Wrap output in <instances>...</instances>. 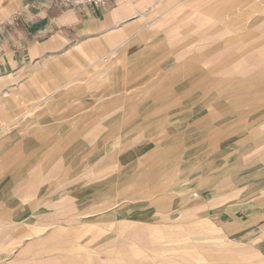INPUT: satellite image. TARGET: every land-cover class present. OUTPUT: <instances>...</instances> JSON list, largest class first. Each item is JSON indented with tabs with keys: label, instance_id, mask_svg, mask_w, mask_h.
Listing matches in <instances>:
<instances>
[{
	"label": "rangeland",
	"instance_id": "rangeland-1",
	"mask_svg": "<svg viewBox=\"0 0 264 264\" xmlns=\"http://www.w3.org/2000/svg\"><path fill=\"white\" fill-rule=\"evenodd\" d=\"M156 1L123 3L131 20L65 43L7 96L0 212L22 220L0 236L22 245L0 264H169L158 251L174 264H246L239 254L257 253L223 224L227 212L264 210V0L222 17L202 0ZM30 157L44 173L25 192L12 172Z\"/></svg>",
	"mask_w": 264,
	"mask_h": 264
},
{
	"label": "crops",
	"instance_id": "crops-1",
	"mask_svg": "<svg viewBox=\"0 0 264 264\" xmlns=\"http://www.w3.org/2000/svg\"><path fill=\"white\" fill-rule=\"evenodd\" d=\"M175 1L177 0H157L155 4L168 5ZM220 1H222L221 4L213 6L214 3ZM226 1L202 0L198 5L203 7L206 13L214 17H222L224 14L234 11L237 7L246 5L245 0ZM252 2L254 3V0ZM144 3L145 0H133L131 5L134 6L133 8H137ZM247 12L245 11V13ZM261 12L264 15V9ZM241 14L243 15V13ZM132 16L128 14L126 5L120 2H110L105 7L87 4L72 7L62 5L59 0H0V135L6 132L7 127L3 126V124L10 115L7 112V96L12 92L13 87L23 84V78L21 77L23 70L45 66L47 62L45 59L47 60L55 54L65 53L67 48L65 43L87 40L96 41L99 38L106 37L109 33L118 30L121 24L131 20ZM255 22L257 29L264 31V16ZM249 30V28L246 29V31ZM248 34L250 36L251 32ZM258 47L264 51V44H260ZM77 48L83 50L84 46L80 45ZM243 57L245 58L244 63L247 60L253 61L252 57L246 54ZM210 60L213 59H209L207 63H212ZM254 61L256 63L261 62L256 59ZM258 76L263 79L264 73H260ZM224 77H228L230 80L232 75L229 73L224 75ZM212 84H215V82ZM198 86L199 81L196 82L197 89ZM87 117L89 120H87ZM87 117L81 123V126L85 127H77L71 130L69 141H73L75 135H85L87 133L86 124L92 123L96 119L92 115ZM78 118L75 117L74 120ZM74 120L70 122L69 127L72 123H76ZM5 139L7 141V138ZM80 141L79 139L78 142ZM32 158L34 157L15 158L16 162L14 165L16 169L12 172L21 175V177L23 176L24 181L21 180V188L25 192L32 188L30 185L26 186V178L28 177L30 181L32 180L38 185L42 181L40 175L44 173L41 164L36 167L32 165L34 163ZM5 160L6 158L0 159V189H2L1 184L3 185L8 180L6 179V170L1 168L6 166L7 161ZM17 177L10 179L15 183L14 188H19L18 183L20 180ZM18 210L16 208L8 213L5 211L0 212V231L6 229L8 223L15 224L17 228V224L22 220L18 216L22 212ZM6 214L9 216H6ZM226 214H228V217L224 220L223 228L228 231L230 236L240 241V248L245 247L257 252L253 255L239 254L240 263L247 264V261L251 263V260H253L255 264H264V210L262 208L239 209ZM132 229H135V227H132ZM155 239L157 237L145 239L144 241L154 242L156 241ZM20 245H22V236H17V233L10 237L0 236V263L6 260V255L12 247ZM59 253L64 255L71 254V252L67 253L66 251H59ZM155 256L159 261L174 264V259H171V254L168 255L167 252L158 251Z\"/></svg>",
	"mask_w": 264,
	"mask_h": 264
},
{
	"label": "built area",
	"instance_id": "built-area-1",
	"mask_svg": "<svg viewBox=\"0 0 264 264\" xmlns=\"http://www.w3.org/2000/svg\"><path fill=\"white\" fill-rule=\"evenodd\" d=\"M62 5L66 6H82V5H93L105 7L110 2H120V3H132L133 0H59Z\"/></svg>",
	"mask_w": 264,
	"mask_h": 264
}]
</instances>
